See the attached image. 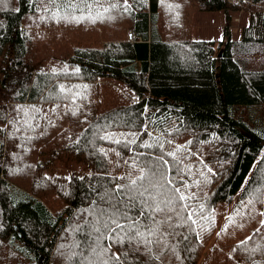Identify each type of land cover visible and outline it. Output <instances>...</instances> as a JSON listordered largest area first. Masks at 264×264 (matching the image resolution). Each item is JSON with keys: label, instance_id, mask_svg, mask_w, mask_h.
Masks as SVG:
<instances>
[{"label": "trees", "instance_id": "obj_1", "mask_svg": "<svg viewBox=\"0 0 264 264\" xmlns=\"http://www.w3.org/2000/svg\"><path fill=\"white\" fill-rule=\"evenodd\" d=\"M115 257L264 264V0H0V264Z\"/></svg>", "mask_w": 264, "mask_h": 264}, {"label": "rangeland", "instance_id": "obj_2", "mask_svg": "<svg viewBox=\"0 0 264 264\" xmlns=\"http://www.w3.org/2000/svg\"><path fill=\"white\" fill-rule=\"evenodd\" d=\"M201 13H205L202 14ZM208 12H197L195 14V30L197 31V36L203 39H212L215 41H218L222 38L223 36V29L225 25L227 24L226 17L224 13H219V14H207ZM235 19L231 23L232 25V38H236L238 34L240 33L241 27L245 26L248 22V17L246 16L245 13H234L233 14ZM239 19V22H237ZM223 26L221 27V24ZM42 164H44L41 162ZM43 168V171L46 175H50L51 170L48 169L47 167H44L41 165ZM56 172L64 175H69V174H80V173H85L89 172L90 169H87L83 164L80 163H75L73 161H64L60 162L56 165L55 167Z\"/></svg>", "mask_w": 264, "mask_h": 264}, {"label": "snow or ice", "instance_id": "obj_3", "mask_svg": "<svg viewBox=\"0 0 264 264\" xmlns=\"http://www.w3.org/2000/svg\"><path fill=\"white\" fill-rule=\"evenodd\" d=\"M117 142H118V141H117ZM169 155H174V154H171V153H170ZM165 163H166V161H165ZM139 179L143 180L144 177L141 176ZM135 183H136V181H132V184H135ZM168 183L171 184L172 181H168ZM173 192H174L176 195H174L173 197H169V199H168V201H167L168 204H171V203H173L174 201H182V200H185V199H186V197H185L183 194H180V189H179V188H174V189H173ZM140 195H144V193L141 192ZM157 207H158V206H157ZM185 207H186V206H185ZM188 215H189V217H191L192 213H189ZM110 219H111L112 224L115 225L114 228H110V229H109L110 231L114 232V231H116L117 228L120 229L122 232L125 231V225L119 223V214H118V213H113V215H112V217H110ZM195 222H196V221H193V223H195ZM104 226H105L106 228H108V227H109L108 222H105V225H104ZM127 227H128V229H131L132 226H131V225H128ZM150 231H152V230H150ZM137 234H138V235H141V236L144 235L143 233H137ZM117 236H119V233H117ZM106 238L112 239L111 236H108V237H106ZM145 240H146V238H145ZM146 242L150 243V241H147V240H146ZM115 260L117 261V264H118V262H119V257H115Z\"/></svg>", "mask_w": 264, "mask_h": 264}, {"label": "crops", "instance_id": "obj_4", "mask_svg": "<svg viewBox=\"0 0 264 264\" xmlns=\"http://www.w3.org/2000/svg\"><path fill=\"white\" fill-rule=\"evenodd\" d=\"M219 13H221V12H217V13H207V14H219ZM202 14H205V13H201V15ZM221 24V27L223 26V24L222 23H220ZM222 38H223V36H222ZM222 38L220 39V40H222ZM210 40V39H209ZM211 40H213V38L211 39ZM220 40H218V41H220Z\"/></svg>", "mask_w": 264, "mask_h": 264}, {"label": "built area", "instance_id": "obj_5", "mask_svg": "<svg viewBox=\"0 0 264 264\" xmlns=\"http://www.w3.org/2000/svg\"><path fill=\"white\" fill-rule=\"evenodd\" d=\"M229 2H235V1H237V0H228Z\"/></svg>", "mask_w": 264, "mask_h": 264}, {"label": "water", "instance_id": "obj_6", "mask_svg": "<svg viewBox=\"0 0 264 264\" xmlns=\"http://www.w3.org/2000/svg\"><path fill=\"white\" fill-rule=\"evenodd\" d=\"M221 54H222V51H220V54H219V56H221ZM21 236V235H20Z\"/></svg>", "mask_w": 264, "mask_h": 264}]
</instances>
